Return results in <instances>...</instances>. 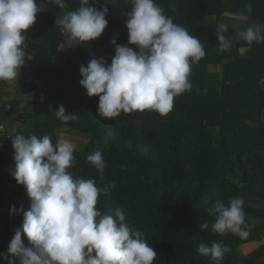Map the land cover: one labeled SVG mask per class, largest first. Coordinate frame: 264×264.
<instances>
[{
	"label": "trees",
	"instance_id": "obj_1",
	"mask_svg": "<svg viewBox=\"0 0 264 264\" xmlns=\"http://www.w3.org/2000/svg\"><path fill=\"white\" fill-rule=\"evenodd\" d=\"M91 3L98 9L107 7L108 26L100 37L84 45L61 48L65 37L55 26L57 17L78 8L79 0H66L64 9L48 5L25 31L31 32L26 60L56 87H50L42 98L46 106L42 121L34 122L31 131L17 128L0 142L1 163L14 168L11 137L17 133L48 135L53 143L68 139L78 145L63 128L74 130L86 135L87 141L81 149L76 147L68 171L74 177L95 179L98 187L107 189L97 208L108 215L122 208L156 251L153 264H264V87L260 83L264 43L248 46L235 39L237 31L254 22L264 24V0H156L167 16L201 41L206 54L192 65L191 88L174 98V107L166 116L146 110L115 118L96 114L99 98L86 94L79 83V68L92 58L104 57L110 64L114 40L138 50L128 44L125 13L131 6L128 0ZM247 3L252 4L251 13L245 10ZM237 13L247 19L234 18L240 23L235 26L223 23L232 47L220 52L216 37L220 20H230ZM210 64H220L222 70L208 71ZM59 105L78 119L66 124L58 120L52 109ZM96 151L107 164L102 177L87 160ZM8 181L15 187L7 195L12 205L17 209L23 205L27 211L31 200L25 188L11 174L0 171V183L6 186ZM232 197L244 202L249 235L221 236L210 228L202 230L201 224L207 221L211 226L214 221L207 208L216 200L227 204ZM1 221L0 264H8L12 258L8 245L15 229L22 228L23 214L12 213ZM21 238L30 246L25 234ZM213 241L231 249L222 260L197 251L201 243L211 246Z\"/></svg>",
	"mask_w": 264,
	"mask_h": 264
},
{
	"label": "clouds",
	"instance_id": "obj_2",
	"mask_svg": "<svg viewBox=\"0 0 264 264\" xmlns=\"http://www.w3.org/2000/svg\"><path fill=\"white\" fill-rule=\"evenodd\" d=\"M125 13L128 45L112 41L115 54L111 63L104 57L92 58L81 64L80 85L89 97L98 96L96 114L115 118L121 113L155 112L166 116L174 107V98L191 88L192 65L205 56L201 41L167 16L156 0H128ZM67 7L66 0H0V81L16 86L21 67L25 64V33L48 5ZM247 13L252 4L245 5ZM107 7L97 8L91 0H79L75 10H69L55 20L56 28L65 37L61 48L84 45L100 37L108 26ZM237 20L247 19L237 13ZM227 25L220 23L216 37L219 51L228 52L232 39L224 35ZM235 39L246 45L264 43V24L250 25L236 32ZM30 59V58H28ZM63 123L78 116L63 105L52 109ZM14 168L11 176L22 185L31 200L30 208L11 206L10 213L23 214L22 228H16L9 242L8 264H153L156 251L136 229L122 208L114 215L102 214L97 208L99 197L107 189L97 186L95 179L74 177L68 169L75 160L76 145L68 139L52 142L50 136L11 137ZM87 160L101 177L107 166L100 151ZM112 184L109 187H114ZM243 200L232 197L225 204L214 201L207 213L214 217L211 226L201 224L218 235L232 233L242 238L249 235ZM22 233L30 246H25ZM197 251L213 260H222L231 249L222 242L211 246L201 243ZM95 253V255H93Z\"/></svg>",
	"mask_w": 264,
	"mask_h": 264
},
{
	"label": "crops",
	"instance_id": "obj_3",
	"mask_svg": "<svg viewBox=\"0 0 264 264\" xmlns=\"http://www.w3.org/2000/svg\"><path fill=\"white\" fill-rule=\"evenodd\" d=\"M220 23H227L228 25H239L234 17L230 20L221 19ZM259 24L254 22L252 25ZM208 71H221L222 66L220 64H210L207 67ZM28 74L27 65L21 67L20 75L17 78V82H13L16 86H12L8 82L0 81V119L3 120L8 129L9 136L15 133L17 128H21L24 131H31L33 129V123L42 121L45 118L46 106L42 101V98L36 94H33L27 100V106L22 107V100H24L25 91V77ZM17 122H20L17 125ZM8 185L14 186L11 181H8Z\"/></svg>",
	"mask_w": 264,
	"mask_h": 264
},
{
	"label": "built area",
	"instance_id": "obj_4",
	"mask_svg": "<svg viewBox=\"0 0 264 264\" xmlns=\"http://www.w3.org/2000/svg\"><path fill=\"white\" fill-rule=\"evenodd\" d=\"M40 16V12L36 16L37 18ZM36 22V21H35ZM35 24V23H34ZM34 24L31 26V28L34 26ZM28 37V40L26 41V47L31 39V32L28 31L25 33ZM26 47H25V59L27 57V52H26ZM27 65L28 67V74L25 77V91H24V100H22V107L25 108L27 106V100L29 97H31L34 92H36L39 97L43 98L44 94L46 91L49 90L50 87L55 88L56 84L55 83H50L49 80H44L40 74L35 72L33 68V64L28 62L26 60L25 64L23 66ZM22 66V67H23ZM261 85L264 87V78L261 80ZM20 122H17V125H19ZM9 136V129L6 125V123L0 119V142ZM10 169L11 167L7 164H2L0 160V171L2 172H7L10 174ZM10 189L15 190L14 186L6 184L4 186L2 183H0V196L2 197V201L0 203V220H4L8 215H11L10 213V208L12 205V202L8 198V194L10 193ZM8 190V191H7ZM7 193V194H6ZM6 194V196H4Z\"/></svg>",
	"mask_w": 264,
	"mask_h": 264
},
{
	"label": "rangeland",
	"instance_id": "obj_5",
	"mask_svg": "<svg viewBox=\"0 0 264 264\" xmlns=\"http://www.w3.org/2000/svg\"><path fill=\"white\" fill-rule=\"evenodd\" d=\"M213 19V18H212ZM210 20V19H209ZM243 51V50H242ZM66 136L68 137H72L75 139V141L77 142L78 145H76V147H78L79 149L82 148V145L87 141V137L86 135H82L81 133L79 132H76L74 130H69L67 128H63ZM8 191V190H7ZM7 194V193H6ZM6 194L4 196H6ZM2 224V221L0 220V226ZM257 246H259V244H257ZM256 246V247H257ZM251 250L253 249V247L250 248Z\"/></svg>",
	"mask_w": 264,
	"mask_h": 264
}]
</instances>
